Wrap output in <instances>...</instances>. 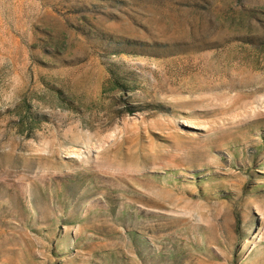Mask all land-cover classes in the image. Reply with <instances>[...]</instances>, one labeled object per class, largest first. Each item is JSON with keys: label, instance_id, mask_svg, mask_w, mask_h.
<instances>
[{"label": "rangeland", "instance_id": "obj_1", "mask_svg": "<svg viewBox=\"0 0 264 264\" xmlns=\"http://www.w3.org/2000/svg\"><path fill=\"white\" fill-rule=\"evenodd\" d=\"M0 264H264V0H0Z\"/></svg>", "mask_w": 264, "mask_h": 264}]
</instances>
